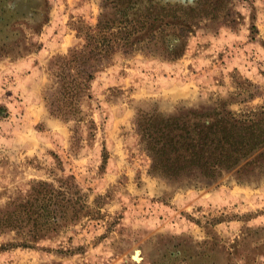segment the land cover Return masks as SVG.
I'll return each mask as SVG.
<instances>
[{
    "label": "rangeland",
    "instance_id": "374dc122",
    "mask_svg": "<svg viewBox=\"0 0 264 264\" xmlns=\"http://www.w3.org/2000/svg\"><path fill=\"white\" fill-rule=\"evenodd\" d=\"M99 2L0 0V264H264V0H140L134 53L69 103L59 63ZM213 110L255 118L257 163L153 171L155 130Z\"/></svg>",
    "mask_w": 264,
    "mask_h": 264
},
{
    "label": "trees",
    "instance_id": "16d2710c",
    "mask_svg": "<svg viewBox=\"0 0 264 264\" xmlns=\"http://www.w3.org/2000/svg\"><path fill=\"white\" fill-rule=\"evenodd\" d=\"M99 6L101 11L95 26L76 28L77 36L84 43L70 47L59 63L62 69L58 73L59 84L64 88V94H68L69 103L75 97L71 92L74 89L84 92L92 74L109 63L113 54L131 55L136 50L134 38L131 39V34L124 28L138 17L130 16L129 11L135 9L132 13H137L140 0H100ZM109 10L120 14V18L117 21L107 19ZM152 11L147 8L145 14ZM140 14L144 13L141 11ZM114 22H117L115 26ZM114 27L118 30L114 31ZM185 117L163 122L149 140L151 168L156 173L162 172L175 179H200L211 184L222 171L237 167L239 173L257 163L256 157L252 156L260 146L255 118L238 117L230 110L193 112L189 118ZM180 171L197 173L181 176ZM34 243L35 240L25 239L10 242V245L32 247Z\"/></svg>",
    "mask_w": 264,
    "mask_h": 264
},
{
    "label": "bare ground",
    "instance_id": "6f19581e",
    "mask_svg": "<svg viewBox=\"0 0 264 264\" xmlns=\"http://www.w3.org/2000/svg\"><path fill=\"white\" fill-rule=\"evenodd\" d=\"M135 256H137V254Z\"/></svg>",
    "mask_w": 264,
    "mask_h": 264
}]
</instances>
